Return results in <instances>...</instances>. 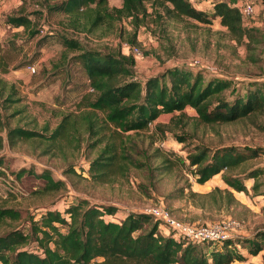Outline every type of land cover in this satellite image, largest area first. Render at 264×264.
I'll use <instances>...</instances> for the list:
<instances>
[{
	"label": "trees",
	"instance_id": "1",
	"mask_svg": "<svg viewBox=\"0 0 264 264\" xmlns=\"http://www.w3.org/2000/svg\"><path fill=\"white\" fill-rule=\"evenodd\" d=\"M43 1L50 16L64 15L65 32L55 30L42 35L44 29L29 15L9 16L7 23L23 29L31 39L40 36L39 46L48 40L61 44L63 61L54 64V75L65 71L62 70L65 66L64 69L78 68L86 78L88 92L82 94L76 110L62 115L53 129L48 124L42 131L20 126L9 129L11 146L18 141H32L46 147L43 155L57 156L59 152L64 158L74 159L87 143L88 168L84 170L81 164H70L66 173L84 175L96 184H106L119 176H127L133 167H145L133 157L134 137L149 131L153 124L165 133V126L183 124L189 109L195 110L199 122L208 126L236 123L264 111L261 87L247 90L244 95L235 93L231 81L206 80L204 69L193 70L186 65H175L142 79L135 70L132 56L119 51L87 49L80 40L67 33L94 34L104 25L113 28L115 23L124 20H130L138 29L151 17L149 4L159 19L167 16L170 20L189 19L203 25L218 19L231 39L239 42L247 39L248 47L251 43L259 44V31L245 28L239 9L228 0H217L211 13L194 7L188 0H122L119 8L110 7L109 0ZM131 42L136 43V35ZM35 62L24 66L32 67ZM9 72L10 63L0 48V73L6 75ZM66 74L71 78V71ZM6 87L7 83L0 80V97L7 91L2 105L7 108L8 103H20L21 98H16V87L10 85L8 90ZM180 141L186 140L180 138ZM164 155L156 151L155 157L161 160V166L155 169L171 171L175 163ZM256 155L258 153L254 152ZM245 160L246 156L234 147L214 152L197 147L189 154L188 165L198 185L221 176L228 189L216 188L208 194L216 205L221 206L223 199L229 203L235 200L233 192L249 193L252 190L257 193V172L247 174V178L256 180L251 187L234 173ZM2 165L0 160V178L6 175ZM26 174L43 183L44 194L66 190V183L55 179L47 170L40 174L21 170L11 175L19 181ZM187 187V194L183 187L172 191L165 200L190 198L193 205L206 208L197 202L200 195L191 186ZM22 217L20 210L0 207V224L19 222ZM37 217L35 213L28 217L29 231L15 228L0 236V264H234L246 262L249 257H257L264 251V231H259L252 239L234 237L220 243L194 244L184 238H175L172 232L169 236L162 234L160 222L151 215L129 212L123 216L116 206L92 205L88 200L68 204L64 211L45 210ZM199 245L217 247L208 254Z\"/></svg>",
	"mask_w": 264,
	"mask_h": 264
},
{
	"label": "rangeland",
	"instance_id": "2",
	"mask_svg": "<svg viewBox=\"0 0 264 264\" xmlns=\"http://www.w3.org/2000/svg\"><path fill=\"white\" fill-rule=\"evenodd\" d=\"M228 1L239 6L246 1L253 2L255 15L247 19L244 26L259 31V44L251 43L248 47L247 39L242 42L231 39L226 28L216 20L210 25H203L189 19L174 21L167 16L159 19L149 4L147 8L151 17L138 29L133 27L130 20H124L115 23L113 28L104 25L94 34L67 33L80 40L87 49L119 51L132 56L135 70L142 79L160 74L175 65H186L193 70L204 69L206 80L221 78L231 81L235 93L244 95L247 90L256 87L264 90V0ZM121 3L122 0H109L112 8H119ZM13 15L31 16L35 24L44 29L42 35L55 30L65 32L62 25L64 15L50 16L43 0H0V48L10 63V72L6 75L0 73V80L7 83L6 90L14 85L18 90L16 98H21L20 103H8L6 108L2 104L7 91L0 97V160L9 174H18L21 170H33L36 174L50 171L55 179L66 183V190L44 194L41 189L43 183L26 174L19 180L25 193H13L1 177L0 207L20 210L23 217L19 222L0 224V236L15 228L27 232L29 216L35 213L39 218L45 210L64 211L68 204L80 200H88L92 205L116 206L123 216L129 212H142L154 205H164L176 218L191 224L235 222L238 226L232 234L240 239H252L259 231H264V111L236 123L208 126L199 122L195 110L189 109L183 124L165 126V133L153 124L149 131L134 135L136 148L133 157L145 167H133L127 176H119L106 184H96L84 175L79 177L66 173L70 164H88L87 143L74 159L64 158L59 152L57 156L43 155L46 147L32 141H18L11 146L9 129L20 126L42 131L46 124L53 129L62 115L76 110L82 94L88 92L86 78L78 68L70 69L67 66L68 69H64L65 66L62 69L65 71L54 75V64L63 61L62 45L48 40L39 46L40 36L31 39L23 29L13 28L7 23V18ZM134 35L135 44L131 42ZM133 48H138L140 55H136ZM34 60V71L24 66ZM69 71L72 72L71 78L66 74ZM17 110L21 113L13 115ZM180 138L186 141L181 142ZM197 147L207 148L211 152L234 147L242 152L246 160L234 173H238L250 187L257 180V193L252 190L249 193L233 192V202L223 199L221 206L216 205L208 194L216 188L225 190L228 187L221 176L205 185L196 184L189 169L188 156ZM158 150L174 161L171 171L155 169L161 166V160L155 157ZM254 152L258 155L254 156ZM250 172H257L258 178H247ZM187 186L200 195L197 202L206 205V208L193 205L190 198L172 202L165 200L172 191L183 187L187 194ZM199 247L209 254L217 246ZM263 255L264 251L257 257H249L246 262L234 264H264Z\"/></svg>",
	"mask_w": 264,
	"mask_h": 264
},
{
	"label": "built area",
	"instance_id": "3",
	"mask_svg": "<svg viewBox=\"0 0 264 264\" xmlns=\"http://www.w3.org/2000/svg\"><path fill=\"white\" fill-rule=\"evenodd\" d=\"M194 7L201 8L205 11L213 9L217 0H188ZM204 5H207L204 8ZM237 7L244 19V22L255 15V5L251 1H246ZM136 55H140L138 48H133ZM34 71L33 67H31ZM82 169L86 170L87 165L81 164ZM5 177L2 178L8 189L13 193L24 194L25 190L18 180L7 171ZM145 214L151 215L155 220L160 222V226L168 228L175 238H184L194 244L204 243H220L230 238H234L232 231L238 226L235 222H216L211 224H189L176 218L164 205H154L144 211Z\"/></svg>",
	"mask_w": 264,
	"mask_h": 264
},
{
	"label": "crops",
	"instance_id": "4",
	"mask_svg": "<svg viewBox=\"0 0 264 264\" xmlns=\"http://www.w3.org/2000/svg\"><path fill=\"white\" fill-rule=\"evenodd\" d=\"M205 7L207 6V5H204ZM199 9H201V8H199ZM209 11H207V12H210L211 13V9H208ZM216 21H218L219 22V20L218 19H216ZM211 181V180H210ZM209 182V181H208ZM197 184V183H196ZM201 186V185H200ZM160 232L162 233V234H164L165 236H169V235H171L172 233H171V231L168 229V228H166V227H163V226H160ZM234 237H238V236H236V235H234ZM244 254H246L247 252L246 251H242Z\"/></svg>",
	"mask_w": 264,
	"mask_h": 264
}]
</instances>
